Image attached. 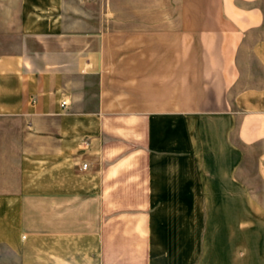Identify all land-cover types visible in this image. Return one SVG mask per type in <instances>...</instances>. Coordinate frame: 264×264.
Wrapping results in <instances>:
<instances>
[{"label":"crops","instance_id":"0c3cea01","mask_svg":"<svg viewBox=\"0 0 264 264\" xmlns=\"http://www.w3.org/2000/svg\"><path fill=\"white\" fill-rule=\"evenodd\" d=\"M0 264H264V0H0Z\"/></svg>","mask_w":264,"mask_h":264},{"label":"built area","instance_id":"2783aa9c","mask_svg":"<svg viewBox=\"0 0 264 264\" xmlns=\"http://www.w3.org/2000/svg\"><path fill=\"white\" fill-rule=\"evenodd\" d=\"M84 168H87V165H85Z\"/></svg>","mask_w":264,"mask_h":264}]
</instances>
